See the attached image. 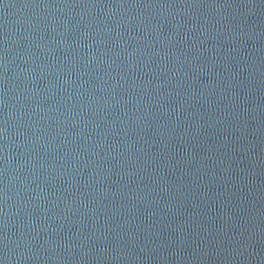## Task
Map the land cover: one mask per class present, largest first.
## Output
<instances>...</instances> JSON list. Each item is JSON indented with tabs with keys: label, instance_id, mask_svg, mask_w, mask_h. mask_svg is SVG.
Wrapping results in <instances>:
<instances>
[{
	"label": "water",
	"instance_id": "water-1",
	"mask_svg": "<svg viewBox=\"0 0 264 264\" xmlns=\"http://www.w3.org/2000/svg\"><path fill=\"white\" fill-rule=\"evenodd\" d=\"M0 264H264V0H0Z\"/></svg>",
	"mask_w": 264,
	"mask_h": 264
}]
</instances>
